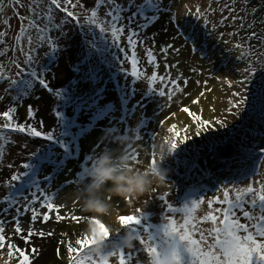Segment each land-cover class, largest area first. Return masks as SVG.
<instances>
[{
    "label": "rangeland",
    "instance_id": "374dc122",
    "mask_svg": "<svg viewBox=\"0 0 264 264\" xmlns=\"http://www.w3.org/2000/svg\"><path fill=\"white\" fill-rule=\"evenodd\" d=\"M123 1L128 5V0ZM136 1L137 6L143 3V0H134V3ZM22 3L23 7L17 8L14 0H6L3 5L5 11L0 14V32L7 33L0 44V52L4 53L0 55V109L4 107V111L8 109L13 113L9 121L0 111V221L3 222L5 235L4 242L0 244V264H20L22 258L15 257L19 256L17 249L29 256L30 264H76V260L88 251L76 241L85 238L84 233L93 214L82 210L74 192L77 185L86 179L92 158L106 146L128 155L135 149L138 160H131V164L146 169L151 166L152 152H156L155 146L162 137L175 138L178 132V144L184 130L188 131V135L200 129L209 135L213 132L216 136L220 135L215 136L208 146L196 151L184 152L185 145L181 149L177 147L175 154L162 162V166L170 170L165 186L154 185L153 192L130 202L118 196L110 197L111 216H105L101 221L117 229L121 228L117 216H144L142 225L131 227H137L145 239L147 233L143 232V227L151 225V230L156 232L162 224L167 223L165 217L175 219L178 224L183 223L184 214L169 213V203L174 207H182L185 196L191 194L192 198L202 197L204 203L195 213L202 216L208 211V200L223 198L224 188L230 190L229 195L232 197L235 195L231 191L233 187L251 185L259 188L264 183V83L258 82L256 78L258 74L264 73L261 68L264 67V37L255 38V29L248 32L250 34H243L240 32L241 26L237 25L242 6L248 3L252 5L253 1L182 0L171 3L169 9L174 11L173 23L167 25L158 18L142 31L136 29L140 35L135 38V52L127 40L129 29L126 19L123 22L125 32L119 39H114L110 30L111 21L107 16L114 6L99 4V0L97 3L95 0H84L83 3L61 0L62 9H52L53 22L60 27L49 29L50 42L36 40L37 33L33 31L32 43H28L25 36L18 44L16 36L22 27L28 26L22 18H31L30 0H22ZM167 3V0H162L161 6L168 8ZM49 7L48 0H42L39 7L41 15ZM121 7V15H131L129 10L132 8L127 10L124 4ZM197 8L203 15L197 14ZM253 8H257L256 3ZM263 10L264 6L259 8L257 16L263 14L264 17ZM93 11L96 12L95 23L91 17ZM68 12L73 15L69 17ZM5 19L9 21L7 25L3 23ZM206 20L210 22L203 24L202 21ZM44 23H47L46 18ZM177 23L180 26H175ZM250 24L253 28L254 22ZM132 27L135 28V25ZM258 27L264 33V21ZM181 30L186 34L191 33L190 36L197 35L199 41L187 43L188 39ZM108 41L123 43L131 51V56L119 62L113 61L114 57L107 53V44L110 47ZM59 46L66 48L67 52L63 63L60 61L56 70L60 71L61 67L66 68L72 63L74 69H70L74 74L70 75L73 83L70 89L67 85L68 72H59L57 76L61 79L56 87L58 91L68 95L69 90L75 94L79 89L89 87L90 78L99 73L105 74L99 67L106 68L107 80L101 94L90 101V109L94 111L91 120L73 112L71 118H64L57 126L68 121L70 136L66 132H57L45 143L35 144L36 140L29 132H13L17 125H23L14 119L22 116L20 119L23 120L30 115L31 105L20 97L21 91L31 85L32 80H38L31 76L33 70L42 79V74L50 71L51 60L57 56ZM148 49L152 50L154 63L149 61ZM133 52L141 73L139 77L132 75ZM28 55L33 57L31 61L27 59ZM96 61H99V66H95ZM253 67L255 72L248 78L245 68ZM153 75L158 79L151 80ZM246 78L247 82L241 84ZM83 80L87 82L85 85L81 83ZM161 92L164 94L161 95ZM62 93L51 98L50 110L48 106L47 109L42 108L43 115L37 119L32 117L29 121L38 120L45 129L55 126L51 113L53 108L60 105L59 96ZM235 93L248 98L239 108L233 107V103L240 99ZM259 99L261 101L258 103ZM184 108H188L193 115L184 112ZM204 120L210 122L206 128L199 126ZM217 121H222V124ZM7 124L13 127H6ZM173 125L174 131L168 132ZM109 130H135L140 133L141 139L132 148L123 149L116 144L101 142L102 136ZM230 142L234 151L231 158H217L213 154L216 144ZM26 164L29 165L27 175L13 181L11 170ZM34 186H41L43 193ZM33 192H37V196H33ZM165 193L167 196L162 201L161 197ZM13 194L15 202L10 203L9 197ZM44 196L51 197V203L55 206L53 210L42 206L46 203L42 198ZM213 207L221 205L214 204ZM30 209L39 213L36 220L31 219L33 212ZM45 214L50 217L47 222L43 220ZM57 215H62L64 219L57 220ZM72 216L82 219L76 221L71 219ZM17 222L22 229L20 232L15 231ZM241 222L246 221L242 219ZM75 224L78 229L76 226L70 227ZM29 231L35 233L30 238ZM41 231L45 233L44 236L39 235ZM122 234L123 229L120 234L113 231L110 240H119ZM61 241L65 246L61 245L62 252H58L56 246ZM9 245L15 247L9 248ZM70 246L78 251L70 252ZM143 249L144 246L138 241L133 249L124 247L126 261L131 253L130 264H150V258ZM9 252H12L11 257ZM108 261L109 264H119V256L108 257Z\"/></svg>",
    "mask_w": 264,
    "mask_h": 264
},
{
    "label": "snow or ice",
    "instance_id": "6c2138e0",
    "mask_svg": "<svg viewBox=\"0 0 264 264\" xmlns=\"http://www.w3.org/2000/svg\"><path fill=\"white\" fill-rule=\"evenodd\" d=\"M42 0H30L31 4V18L23 17L22 19L28 23L27 28L22 27L20 34L16 36V40L19 44L25 36H27V42L32 43L33 37L32 32L37 33L35 39L43 43H49L50 37L48 35L50 28H59L60 25L54 23V15L52 9L57 10L62 9L61 0H48L50 7L48 10L41 15L39 12V7ZM70 3V0H68ZM6 0H0V14H3L5 8L3 5ZM99 4L112 5L114 6L110 11L107 12V16L111 21V33L114 39H119L121 35L125 32V24L123 23L125 17L121 15L123 11L122 7L117 4V0H99ZM99 4L97 6H99ZM14 5L19 8L23 7L22 0H14ZM130 7H135L137 10L131 15L127 16V27L129 29V34L127 40L129 45L133 47L135 52L136 37L140 35V31L136 29L143 30L156 19L155 15H146L147 12L158 13L161 11L159 0H143V3L136 5L134 0H130ZM197 14L203 15L200 9L197 8ZM17 16H19V11H17ZM67 15L71 17L72 12H68ZM92 22L95 23L96 12L93 11L91 14ZM137 17L141 18L144 23H141ZM46 18L47 23H44ZM5 25L9 23L7 19L3 21ZM43 24V27L41 25ZM135 25V28L132 26ZM104 31V29H101ZM7 35L5 32H0V44L3 43V38ZM238 45L237 47H241ZM133 52L131 57V62L133 66L132 75L139 77L141 73L137 69L138 61ZM4 53L0 52V55ZM148 57L150 62H155L152 50L148 49ZM27 59L31 61L33 57L28 55ZM245 72L248 73V78L252 76L255 72V68H245ZM31 76L38 79V83L47 87V81L45 79L39 78L38 73L33 70ZM151 80L155 81L158 79L157 76L153 75L150 77ZM160 79H163L160 77ZM247 78L240 83H246ZM15 83V82H14ZM175 85V81H173ZM179 87V85H175ZM164 93L161 92V95ZM234 95L240 96V93H235ZM247 97L240 96L233 107L239 108L244 105L247 101ZM193 103H198V101H193ZM184 112H188L189 115L193 113L189 112L188 108L182 109ZM12 111H15L14 109ZM3 115L8 118L9 121L12 120V115L10 112H4ZM59 115V113H57ZM198 119V117H195ZM209 121L204 120L199 125L200 127H208ZM217 123L222 124V121H217ZM6 127H13L11 124L5 125ZM175 125L168 129V132H173ZM14 131H19L21 133L29 132L31 135L40 137L44 136L45 139H52V135L37 131L35 127H25L24 125H17L13 128ZM200 133L197 132V135ZM180 137V133L175 134V138H169L171 141V148L177 150L178 144L177 139ZM187 139V137H185ZM183 141H181L182 143ZM136 150H132V154L129 155L130 159L134 162L138 160L135 154ZM93 159V158H92ZM157 164L156 152H152L151 166ZM26 169L29 165L24 166ZM25 175V174H24ZM22 176H13L12 180H21ZM38 192L43 193L44 189L41 186H34ZM229 189H223V198L217 197L215 200H208V211L202 216L195 215L197 209L204 203L202 197L192 198L191 194L185 196L182 207H174L172 204H168L167 208L169 213H183L184 221L178 224L177 221L171 217H165L167 223L162 224L161 229L153 232L152 226L148 225L143 227V232L147 233V238L141 235L140 230L137 227H133L137 233V241L140 245L144 246V251L147 252L150 260L154 259L156 256L160 255L161 251H166L169 248H174L178 253V264H264V183L260 184L259 188H254L253 186H247L245 188L231 189L235 193L234 196L230 197ZM33 196H37V192L32 193ZM167 193L161 200H165ZM45 200L43 207H47L49 211L53 210L55 207L51 203V197H42ZM9 202L14 203V194L9 197ZM130 202V200H129ZM214 204H219L221 207H213ZM33 214L31 219L36 220L39 213H36L34 209H30ZM7 211V209H4ZM50 217L45 214L43 220L47 222ZM57 220H63L62 215L56 216ZM71 219L80 221L82 217L72 216ZM91 222H94L99 227V232L103 236H107L109 241L111 233H109L107 226L100 220H94L90 218ZM121 223L124 226H140L142 225L143 217H138L136 215H121L119 216ZM246 222L242 223L241 220ZM209 224L208 227H201V225ZM166 234L167 239H164L160 235L161 230ZM22 229L17 222L16 232H20ZM35 233L32 231L28 232V238L32 237ZM51 233H49L50 235ZM40 236H44L43 231L39 232ZM198 237V238H197ZM5 240L3 222L0 221V244ZM159 242V243H157ZM76 243L81 245L83 249L88 251L81 255L77 260L76 264H109L108 257L119 256V264H130L131 253L128 254V260L125 258L124 247L121 245L118 249L112 247L109 244L105 252L97 257L90 254L89 249L93 246V239H83L77 240ZM9 248H14V245H9ZM20 257L22 258L20 264H30V259L28 255H25L22 250L17 249ZM35 252V249L32 250ZM70 252H77L78 249L69 247ZM9 256H12V252H9Z\"/></svg>",
    "mask_w": 264,
    "mask_h": 264
},
{
    "label": "clouds",
    "instance_id": "9594fccd",
    "mask_svg": "<svg viewBox=\"0 0 264 264\" xmlns=\"http://www.w3.org/2000/svg\"><path fill=\"white\" fill-rule=\"evenodd\" d=\"M164 13L161 19L170 25L173 23L174 16L170 9L163 7ZM179 13L176 15L178 16ZM175 26H178L175 24ZM141 139L140 133L132 130L125 132L106 131L101 138V142L108 144H116L123 149H130L132 145ZM171 141L166 137H162L156 147L157 164L146 169L136 168L131 164L128 154L119 149L105 147L96 154L90 162L86 179L77 185L74 195L80 201L82 210L85 213L93 214L94 220H100L105 216H111L112 205L110 203L111 196H118L129 201L138 199L146 193L155 190V186H165L169 180L170 170L162 166V162L171 158L175 154L170 146ZM117 223L121 228L112 229L107 226L109 233L113 231L123 234L119 240L109 241L107 236H103L99 232L96 223L90 222L85 230V239L92 238L93 246L89 249L90 254L97 257L101 256L106 247L111 244L112 247L119 248L121 245L128 249L136 247L137 233L131 226H124L119 216ZM164 239L166 234L161 230ZM159 243V242H157ZM178 253L174 248L161 251L159 256L150 260V264H178Z\"/></svg>",
    "mask_w": 264,
    "mask_h": 264
},
{
    "label": "trees",
    "instance_id": "16d2710c",
    "mask_svg": "<svg viewBox=\"0 0 264 264\" xmlns=\"http://www.w3.org/2000/svg\"><path fill=\"white\" fill-rule=\"evenodd\" d=\"M75 1H77L78 3L84 2V0H75ZM95 1L97 3L98 0H95ZM125 1H127V0H125ZM161 1L162 0H159L160 7H161L160 12H158V13L147 12L146 15H155L156 16L155 20H157L158 18H161L162 14L164 13V9H163L164 6H161L162 5ZM178 1H182V0H167V2H168L167 4L169 5L168 10L170 8L171 3H176ZM252 1H253L252 5L248 3V5L242 6V8H241V14L242 15L238 19L237 25L241 26L240 32H243V34H246V35L250 34L248 32H253L255 29V32H256L255 38H262V37H264V33H262V30L258 27V25L259 24L261 25L263 23L264 20L261 18H264V17H262L263 14H262V16H257V15L259 12V8L261 9V7L264 6L263 5L264 0H259V1L249 0V2H252ZM255 3H256L257 8H253ZM117 4L120 6H123V4H124L126 6V9L132 8L133 10H129L131 12V14L133 12H136V10H137L135 7L129 6L130 5L129 0H128V5L123 0H117ZM135 4H137V1L135 2ZM125 19H126V16H125ZM137 19L142 20L139 17H137ZM251 21L254 22L253 28L251 27V24H250ZM126 22H127V19H126ZM202 22L204 24V23L210 22V20H206V21H202ZM142 23H144V21H142ZM177 25L180 26L179 23H177ZM199 28H201V27L199 26ZM181 33L185 36L186 39H188L187 43L199 41V40H197V35H195L193 33H192L193 34L192 36H190L191 33L188 32L186 34V33L182 32V30H181ZM108 42H110V47L107 44V46H108L107 47V51H108L107 53L110 54L112 57H114L113 61L119 62V61L125 60L131 56V51H129L127 49V47L125 45H123V43H121L119 41H108ZM73 51H74V49H73ZM66 52H67L66 48H64L63 46H59V51H58L57 56H55L51 60L52 62L49 66L50 71H48L47 74H44V73L42 74L44 76L43 79H45L47 81V84H48L47 87L39 84L38 80H32V84L27 85L24 88V90L21 91L20 97H22V99L24 101L28 100L29 105H31L30 115L28 117L24 118L23 120H21L22 116L18 115L19 117H16V119H14L15 122H19V123L23 124L25 127H35L37 131H41L43 133L50 134L53 137L55 134H57V132H60V133L66 132L67 136H70L71 131L69 129L68 121L63 122L62 124L59 125V127H57V126H58V123L61 122L64 118H66V119L71 118V115L73 112H76L77 114H83L86 116L87 120L88 119L91 120V117H92L91 114L94 111L92 109H90L89 104H90V101L92 99H95L99 94H101V91H102L101 89H103V84L107 80V79H105V78H107L106 68L99 67L102 71L105 72V74L100 75V73H99L96 77L90 78L89 82H88L89 87H84L85 89L84 88L79 89L77 91V93H75V94L73 91L69 90L68 95H67L66 93H62V91H58V89L56 88L57 86H59V84H60L59 80L61 79L57 75L59 74V72H63V71L68 72L67 75H69V80L67 81L68 88L70 87V89H71V87L73 86V83L70 81V75L72 76L74 74V72L71 71V69H74V67H72V63H70L68 65V67H66V68L61 67L60 71H59V69L56 70L60 65V61H62V63H63ZM115 52H117V53L115 54ZM89 60H90V58L88 57V61ZM97 62H99V61H96L94 63L95 66H99L97 64ZM262 62L264 63V55H263V61ZM261 68L264 71V67L261 66ZM256 78H257L258 82L264 83V73L263 72L258 74L256 76ZM81 83L83 85H85L87 82H86V80H83ZM60 92L62 93L59 96L60 105L53 108V113H51L56 127L52 126L50 128L45 129L42 125H40L38 123V120L37 121H34V120L29 121V119H31L32 117H35L37 119L38 116L43 115L42 108L47 109V106H48V110H50L49 104H50L51 98L56 97V95H58ZM263 92H264V90H263ZM260 101H261V99L258 100V103ZM196 108H197V106L194 109H196ZM0 111H1V113H4L6 111L11 113V111H9L8 109L4 111V107H1ZM57 113H59V115H57ZM11 115L13 116V113H11ZM101 118L102 117H100V119ZM36 123H37V125H36ZM247 124H250V123L247 122ZM97 126L99 129L101 128L99 125H97ZM13 132L15 133V131H13ZM18 132L19 131H17L16 133H18ZM187 132H185V130H184L183 137L181 138V140L178 143L179 149H181V147H184V145L187 146L186 150H184V152H191V151H196L198 149H202V148L208 146V144L211 142V140H213L216 136L215 132H213L209 135L203 129L194 130L190 135H188ZM197 132H199L200 134L197 135ZM31 136L34 140H36L35 144H42V143H45L46 140H48V139H45L44 136H40V137H36L33 135H31ZM204 136H207V137H204ZM217 136H220V135H217ZM185 137H187V139H185ZM181 141H183V142L181 143ZM24 166L25 165H22L20 167H15L14 169H12L10 172L12 174L11 176L19 175V176L24 177L25 175H27L28 168L26 169ZM70 227L71 228L75 227L78 229L77 224L70 225ZM55 237H56V235H55ZM61 245L65 246V244L62 241H61V243H59V245L56 246V249L58 250V252L61 251ZM15 257L21 258L20 255L19 256L17 255Z\"/></svg>",
    "mask_w": 264,
    "mask_h": 264
},
{
    "label": "water",
    "instance_id": "95a60500",
    "mask_svg": "<svg viewBox=\"0 0 264 264\" xmlns=\"http://www.w3.org/2000/svg\"><path fill=\"white\" fill-rule=\"evenodd\" d=\"M228 150H224L227 149ZM233 145L232 143H219L216 144L213 148V154L217 158H231L233 156Z\"/></svg>",
    "mask_w": 264,
    "mask_h": 264
},
{
    "label": "bare ground",
    "instance_id": "6f19581e",
    "mask_svg": "<svg viewBox=\"0 0 264 264\" xmlns=\"http://www.w3.org/2000/svg\"><path fill=\"white\" fill-rule=\"evenodd\" d=\"M264 126V125H263Z\"/></svg>",
    "mask_w": 264,
    "mask_h": 264
}]
</instances>
